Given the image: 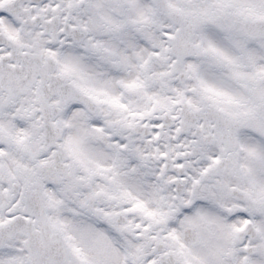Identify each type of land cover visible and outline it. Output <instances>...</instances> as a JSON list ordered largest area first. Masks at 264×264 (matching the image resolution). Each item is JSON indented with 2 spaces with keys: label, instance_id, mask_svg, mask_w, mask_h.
<instances>
[{
  "label": "snow or ice",
  "instance_id": "1",
  "mask_svg": "<svg viewBox=\"0 0 264 264\" xmlns=\"http://www.w3.org/2000/svg\"><path fill=\"white\" fill-rule=\"evenodd\" d=\"M0 264H264V0H0Z\"/></svg>",
  "mask_w": 264,
  "mask_h": 264
}]
</instances>
